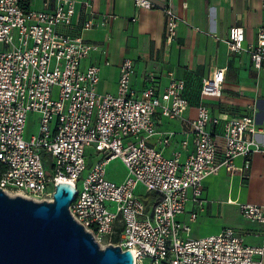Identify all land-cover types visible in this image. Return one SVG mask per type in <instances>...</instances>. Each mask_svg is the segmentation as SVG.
Listing matches in <instances>:
<instances>
[{
  "label": "built area",
  "instance_id": "1",
  "mask_svg": "<svg viewBox=\"0 0 264 264\" xmlns=\"http://www.w3.org/2000/svg\"><path fill=\"white\" fill-rule=\"evenodd\" d=\"M129 1L138 9L160 8L164 44L175 40L180 20L171 0ZM79 4L42 0V9L36 10L24 0H0V164L6 169L0 190L10 197L50 203L57 184H70L76 190L69 207L72 219L100 248L104 243L129 251L133 264H263L264 241L249 246L232 228L184 238L190 227L178 221L189 202L203 207L205 178L221 168L242 176L249 170L252 155L262 151L255 139L254 114L214 117L200 103L195 117L184 119V82L170 75L158 92L149 77L136 92L131 86L135 63L130 59L120 65L117 93L99 94V67L81 68L98 47L59 30L72 25ZM112 18L102 17L100 25ZM94 27L89 18L82 31ZM226 46L229 53H246L252 67L264 71V26L251 44H245L242 28H229ZM224 78L225 69H217L203 80L200 95L220 99ZM29 115L36 116L37 134L25 140ZM156 115L183 123L193 149L186 159L181 158L186 140L170 157L163 150L172 134L160 139L159 148L149 143L157 135ZM43 151L50 157L49 172L41 160ZM237 158L242 159L240 167L234 166ZM112 160L127 173L120 183L106 178ZM139 186L153 196L151 201L142 200ZM239 211L244 220L263 228L264 240V207L244 204ZM196 216L191 213L188 221Z\"/></svg>",
  "mask_w": 264,
  "mask_h": 264
},
{
  "label": "crops",
  "instance_id": "2",
  "mask_svg": "<svg viewBox=\"0 0 264 264\" xmlns=\"http://www.w3.org/2000/svg\"><path fill=\"white\" fill-rule=\"evenodd\" d=\"M75 1L80 4L72 25L59 30L98 47V51L81 62V68L99 67V94L117 93L120 65L130 59L135 63L131 86L136 92L149 77L158 92L167 86L170 75L184 82L183 96L188 102L184 119H193L200 103L207 106L214 117L254 114L255 139L262 151L252 155L249 170L242 176L221 168L217 175L205 178L203 207L198 209L189 202L178 221L190 227V231L183 234L184 238L199 239L232 228L244 237L247 245H262L263 228L244 220L239 206L264 207V71L254 69L246 53H229L226 40L229 28L240 27L245 44L255 42L257 29L264 26V0H171L169 5L180 22L176 38L169 46L163 41L164 17L160 8L138 9L129 0ZM29 2L31 8L42 9V0ZM156 4L165 5L162 1ZM109 16L113 18L101 26L102 17ZM89 18L96 27L82 31L83 23ZM217 69H225L222 97H202L203 80ZM155 121L157 135L149 143L159 148L160 139L172 134L170 145L163 150L164 155L170 157L173 152L181 151L180 144L186 140L188 147L181 151L182 160L186 159L193 149L183 123L158 115ZM241 165L242 159L234 160L235 167ZM143 197H149L148 201L153 199L151 194ZM193 212L197 214L196 219L189 222Z\"/></svg>",
  "mask_w": 264,
  "mask_h": 264
},
{
  "label": "water",
  "instance_id": "3",
  "mask_svg": "<svg viewBox=\"0 0 264 264\" xmlns=\"http://www.w3.org/2000/svg\"><path fill=\"white\" fill-rule=\"evenodd\" d=\"M76 190L55 186L52 202L0 190V264H133L129 251L101 249L69 213Z\"/></svg>",
  "mask_w": 264,
  "mask_h": 264
},
{
  "label": "rangeland",
  "instance_id": "4",
  "mask_svg": "<svg viewBox=\"0 0 264 264\" xmlns=\"http://www.w3.org/2000/svg\"><path fill=\"white\" fill-rule=\"evenodd\" d=\"M35 120H36L35 115H29L28 116V119H27L26 125H25V131H24V139L25 140H28L31 136L37 134V124H36ZM41 160H42V163H43L45 170L47 172H49L51 169V162H50V157H49L48 153L43 151L42 156H41ZM90 165H91V163H88L87 168H89ZM106 174H107L106 178L110 181L115 182V183L122 182L127 176L126 171L124 170L123 166L121 165V163L118 160H112L107 165ZM137 192L139 193V195H142L143 201L146 202L149 200V197H143L145 194H144V191L141 187H138ZM146 212H147V210H146ZM100 246H101V248L106 247L104 243H101Z\"/></svg>",
  "mask_w": 264,
  "mask_h": 264
},
{
  "label": "trees",
  "instance_id": "5",
  "mask_svg": "<svg viewBox=\"0 0 264 264\" xmlns=\"http://www.w3.org/2000/svg\"><path fill=\"white\" fill-rule=\"evenodd\" d=\"M24 1L25 3H29V0H24ZM5 170H6L5 167L2 164H0V176L5 172Z\"/></svg>",
  "mask_w": 264,
  "mask_h": 264
}]
</instances>
